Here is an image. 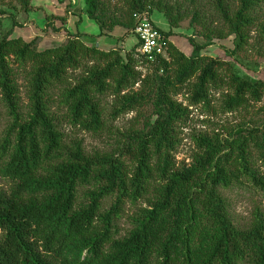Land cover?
Segmentation results:
<instances>
[{"label": "trees", "instance_id": "1", "mask_svg": "<svg viewBox=\"0 0 264 264\" xmlns=\"http://www.w3.org/2000/svg\"><path fill=\"white\" fill-rule=\"evenodd\" d=\"M18 1L30 10V0ZM84 1L100 36L117 28L135 32L140 17L155 11L175 28L184 17L181 5L165 0ZM238 1L231 15L224 0H214L235 37L231 57L240 56L264 5ZM191 24L209 42L226 36L203 24L198 10ZM158 30L166 49L152 62L140 54L139 41L123 57L121 50L85 44L80 35L44 50L38 39H0V107L9 119L0 143V180L9 183L0 190V264H264V214L257 211L251 226L240 229L224 197L246 184L264 197V106L226 139H197L190 166L175 160L177 128L188 114L179 95L184 92L192 105H208L214 91L226 88L224 110L249 113L264 103V81L238 73L221 58L202 56L209 44H194V55L187 56L169 41L172 32ZM16 65L26 75V115ZM140 65L150 70L144 78L136 71ZM82 68L76 85H65L68 74ZM59 88L68 122L88 133L106 129L102 100L109 94L116 98L111 119L137 114L116 137L113 152L87 154L82 142L66 141L49 107ZM140 201L146 206L121 236L125 206Z\"/></svg>", "mask_w": 264, "mask_h": 264}, {"label": "rangeland", "instance_id": "2", "mask_svg": "<svg viewBox=\"0 0 264 264\" xmlns=\"http://www.w3.org/2000/svg\"><path fill=\"white\" fill-rule=\"evenodd\" d=\"M171 4H179L184 12V17L178 27H172L163 13L155 11L151 17L154 26L166 33L172 32L169 41L187 56L194 55V44L205 45L200 54L212 58H221L229 62L234 69L244 76L264 81V37L261 27L264 25V5L257 11L255 23L248 29V41L240 56L231 57L229 52L235 49L234 35H228V27L216 13L214 0H196V6L191 5V0H165ZM231 15L239 7L238 0H224ZM200 11L203 24L211 30L222 31L225 38L214 37L211 42L200 36L198 30L191 24L192 12ZM202 27V26H199ZM198 27V29H200ZM7 34L11 38H21L25 41L38 39L40 50L54 48L63 44L69 35H80L85 44L95 46L102 51L118 49L122 56L130 52L137 44L138 37L135 32H127L117 28L113 33L100 36L98 25L90 20L87 15V6L84 0H30V10L26 11L18 0H0V39ZM136 59L139 58L138 51ZM19 67L14 66L17 72V84L20 95V110L26 115L28 111V94L26 75ZM136 71L142 78L150 73L147 66L140 65ZM84 74L83 68L68 74L65 85L74 86ZM140 89V83L134 90ZM61 88L51 94L49 107L56 122L65 135L67 142L80 141L87 154L95 152L110 153L114 151L115 140L119 134L126 132L136 118V113L122 115L118 119H111L110 114L115 108L116 98L108 95L102 100L106 111V129L101 133H88L72 126L66 118V110L60 105ZM228 92L224 88L221 92H213L209 104L192 105L189 97L183 92L177 97L184 108L188 109L186 120L181 123L178 130V146L175 160L178 166H190L197 153V139L203 136H219L228 138L230 133L239 126L248 124L249 114L264 106V103L254 104L250 112L238 111L229 113L222 107L224 95ZM2 118L0 121V143L9 124L5 108L0 107ZM261 166V163L257 164ZM264 173V168L260 167ZM9 183L0 180V190L8 189ZM224 197L229 205V214L234 225L240 229H248L257 211L264 214V197L249 184L233 188L224 192ZM110 202L107 204L109 206ZM146 203L140 201L136 205L128 203L123 215L118 221V229L124 236L130 229L131 217L145 207Z\"/></svg>", "mask_w": 264, "mask_h": 264}, {"label": "built area", "instance_id": "3", "mask_svg": "<svg viewBox=\"0 0 264 264\" xmlns=\"http://www.w3.org/2000/svg\"><path fill=\"white\" fill-rule=\"evenodd\" d=\"M135 33L140 43L139 52L149 61L164 55L166 49L165 37L154 26L148 15L140 17Z\"/></svg>", "mask_w": 264, "mask_h": 264}]
</instances>
